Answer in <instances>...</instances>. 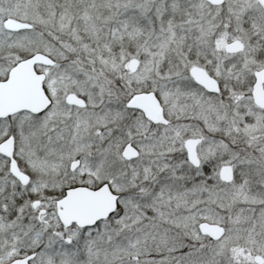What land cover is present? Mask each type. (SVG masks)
I'll return each instance as SVG.
<instances>
[{
    "label": "snow or ice",
    "instance_id": "1",
    "mask_svg": "<svg viewBox=\"0 0 264 264\" xmlns=\"http://www.w3.org/2000/svg\"><path fill=\"white\" fill-rule=\"evenodd\" d=\"M0 264H264V0H0Z\"/></svg>",
    "mask_w": 264,
    "mask_h": 264
}]
</instances>
